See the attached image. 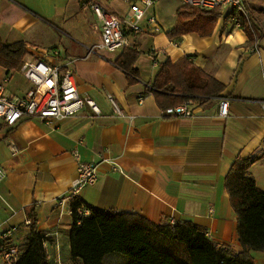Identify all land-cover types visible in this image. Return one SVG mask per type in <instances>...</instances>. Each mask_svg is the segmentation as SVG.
Masks as SVG:
<instances>
[{
  "label": "crops",
  "instance_id": "1",
  "mask_svg": "<svg viewBox=\"0 0 264 264\" xmlns=\"http://www.w3.org/2000/svg\"><path fill=\"white\" fill-rule=\"evenodd\" d=\"M157 1L142 22L144 32L131 37L139 58L134 65L137 77L130 78L115 65L122 52L88 54L101 41V23L92 5L121 18L129 11L120 16L105 0H0L3 42H24L28 57L24 61L58 51V65L68 64L80 95L100 110L96 114L85 107L49 123L25 118L7 126L0 120V166L6 172L0 183V245L9 229H16L17 241L21 227L29 223L27 211L33 208L37 230L48 238L50 264H72L70 202L77 198L90 212L137 215L155 226L191 222L217 246L242 252L225 180L236 159L255 158L249 172L264 191V37L250 43L227 18L230 12L222 10L210 35L169 38L182 5L176 0L173 16L163 19L156 11ZM245 3L257 12L263 26L264 0ZM152 17L160 27L157 33L147 25ZM255 44L258 49L251 52ZM152 48L158 51L160 63L188 57L223 84L221 97L203 105L192 103L191 118L171 114L181 104L163 110L149 90L160 66L152 62ZM4 82L6 96L13 99L24 97L31 88L21 69L7 73L0 67V83ZM108 96L122 116L113 113ZM224 99L229 101L226 118L219 115ZM75 150L82 162L97 164V182L61 205L77 179ZM167 248L186 259L182 245L167 244ZM255 253L261 252H251L258 264ZM125 263V258L115 255L104 261Z\"/></svg>",
  "mask_w": 264,
  "mask_h": 264
},
{
  "label": "trees",
  "instance_id": "2",
  "mask_svg": "<svg viewBox=\"0 0 264 264\" xmlns=\"http://www.w3.org/2000/svg\"><path fill=\"white\" fill-rule=\"evenodd\" d=\"M256 13L250 8L245 14L234 11L227 16L231 19L239 14L242 30L250 43L264 37V26L260 25ZM176 15L177 22L168 33L169 38L188 33L208 36L223 16L220 9L202 10L183 5ZM26 56L24 42L7 44L0 37V67L7 73L19 71ZM138 58V52L127 49L120 54L115 65L128 77L136 78L134 65ZM149 87L165 111L191 101L195 105H203L220 98L224 91L223 84L196 67L188 57L176 63L170 59L160 63L159 71ZM167 99L170 102L164 101ZM255 161V158L236 159L225 180L230 204L237 217L241 253L235 254L227 246H217L204 230L191 222L172 225L165 222L155 226L137 215L97 210H92L89 217H81L78 209L85 206L75 198L70 202L72 264H104L105 258L111 255L125 258V264H255L251 252L264 253V191L257 188L249 172V167ZM27 218L29 223L21 227L17 241L12 238L8 243L18 250V259L13 264H50L45 247L48 238L37 230L33 208L27 211ZM167 244L182 245L186 249V259L171 253ZM0 246H4V243Z\"/></svg>",
  "mask_w": 264,
  "mask_h": 264
},
{
  "label": "built area",
  "instance_id": "3",
  "mask_svg": "<svg viewBox=\"0 0 264 264\" xmlns=\"http://www.w3.org/2000/svg\"><path fill=\"white\" fill-rule=\"evenodd\" d=\"M181 5L199 8L202 10L228 9L229 12H248L250 7L244 0H179ZM141 6L131 3L129 14L126 18H121L106 11L100 5H92V10L101 23V41L99 44L88 49V54L97 51L109 53H121L124 50L132 49L131 37L144 32L142 22L145 19L147 10L154 2L153 0H140ZM239 14L231 18L236 28L242 29V22ZM150 32L160 31L159 24L154 17L147 19ZM248 25L251 23L248 20ZM256 41V40H255ZM256 43V42H255ZM258 49L255 44L250 51ZM154 66H159L158 51L152 48L149 51ZM60 56L58 51L45 54V57L25 60L21 67L24 78L31 84V88L24 97L19 99L9 98L5 94V82L0 83V120L7 126H15L22 119H40L46 123L52 120H63L76 115L85 107L90 108L96 114L100 113L95 102L87 97H82L75 83V76L68 66L58 65L56 60ZM113 113L122 116L123 112L119 105L108 96ZM264 108V102L262 103ZM192 102L183 103L171 111V114L179 118H191L193 116ZM229 114V101L221 100L219 115L226 118ZM8 148L15 152V148L9 145ZM77 163V179L73 183L68 196L59 201L63 204L66 200L75 198L83 189L95 185L97 182V164L85 163L80 160L77 150L73 152ZM6 178L4 168L0 166V183ZM91 212L86 208L78 209V215L89 217ZM169 224H174L171 222ZM16 229H9L2 234L4 246H0V261L2 264H13L18 259V250L14 246L8 245L14 238ZM61 264V263H58Z\"/></svg>",
  "mask_w": 264,
  "mask_h": 264
},
{
  "label": "rangeland",
  "instance_id": "4",
  "mask_svg": "<svg viewBox=\"0 0 264 264\" xmlns=\"http://www.w3.org/2000/svg\"><path fill=\"white\" fill-rule=\"evenodd\" d=\"M105 1L110 2L109 5L114 6L116 12L120 16L123 15V17L124 16L126 17V13L129 11L130 5H131L126 0H105ZM157 2H158V4L156 6V9H157L156 11L160 15V17H162L163 19H169V17L173 16L174 11H175V6L177 4L176 0H158ZM137 5L141 6L139 1H137ZM224 10L229 11L228 9H224ZM151 12L152 11L150 8V10L146 14V16L149 15V13H151ZM150 15H152V14H150ZM60 37H62V34H60ZM25 59H28V57H26ZM17 76H19V75H17ZM5 91H6V88H5ZM255 257L257 259H260L257 261L258 264H264V253H255Z\"/></svg>",
  "mask_w": 264,
  "mask_h": 264
}]
</instances>
